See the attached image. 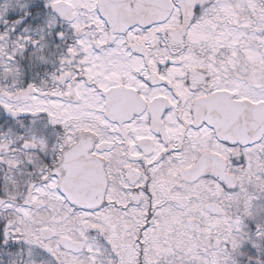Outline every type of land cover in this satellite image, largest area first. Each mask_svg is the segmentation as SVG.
Listing matches in <instances>:
<instances>
[{
    "label": "snow or ice",
    "instance_id": "6c2138e0",
    "mask_svg": "<svg viewBox=\"0 0 264 264\" xmlns=\"http://www.w3.org/2000/svg\"><path fill=\"white\" fill-rule=\"evenodd\" d=\"M0 264H264V0H0Z\"/></svg>",
    "mask_w": 264,
    "mask_h": 264
}]
</instances>
